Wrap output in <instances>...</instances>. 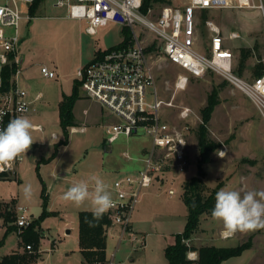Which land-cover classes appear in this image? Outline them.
<instances>
[{"label": "rangeland", "instance_id": "374dc122", "mask_svg": "<svg viewBox=\"0 0 264 264\" xmlns=\"http://www.w3.org/2000/svg\"><path fill=\"white\" fill-rule=\"evenodd\" d=\"M165 1L154 4L153 16L174 2ZM207 21H213L220 27L226 38V47L235 55L238 75L247 81L256 78L257 66H264V16L257 10L203 11L198 16V49L202 52L210 44ZM87 26L86 21L68 19L66 8L57 7L56 0H44L34 18L21 23L19 49L24 64L21 65L20 82L28 87L32 98L39 92L43 94V99L34 106L36 115L31 116L33 113L27 117L33 125L41 124L45 130L32 131L35 142L26 151L25 161L16 175L9 174L0 182V260L21 248V253L38 255L32 264H82L79 213L92 210V205L86 201L77 207L63 199L64 193L81 180L88 181L91 190L94 187L92 176H99L108 186L111 185L119 177L117 171L128 174L139 166L134 162L127 164L123 153L128 150L136 156L140 148L150 145L149 138L144 134L131 138L122 136L112 145V152H107L106 126L119 119L108 109L100 108L102 122L86 125L84 132L69 133V144L61 146L52 159L56 145L65 139L59 117L60 103L64 95L72 93L78 81V69L88 65L99 53L123 41L122 27L118 24L99 28L94 36L87 33ZM236 33L240 37L231 39V34ZM145 40V44L154 43L156 47V40L151 34H146ZM242 49L251 51L244 62ZM154 61L159 96L170 101L175 95L177 77L186 72L162 55H155ZM42 66L54 70L56 77H44ZM210 95L216 107L208 131L211 139L220 143L221 148L214 152L212 162L204 166L207 191L211 192L219 184L221 189L242 193L247 190L264 191V120L247 95L223 77L211 73L202 79L190 78L186 90L176 93L174 104L190 107L202 119V110ZM161 114L164 120L179 122L177 108L163 107ZM200 124L192 129L188 137L185 172L170 175L163 185L155 183L148 190L138 206L149 202L147 213L135 224L136 209L132 218V235H136L138 240L132 242L127 238L119 242L115 235L108 236V258L115 253L116 261L121 264H168L165 250L174 244L176 235L182 233L186 225L188 209L183 200L184 184L198 175L200 154L197 130ZM53 133H57L58 140L52 139ZM222 150L225 155L220 157L217 153ZM116 165L121 167L115 170ZM61 173L66 175L60 176ZM28 183L33 186L31 199H25L22 192L23 185ZM43 184L47 188V205ZM171 189L177 193L173 197L168 195ZM17 205L29 210L32 222L40 220L45 211L51 213L42 219L40 228H37L40 232L38 250L29 252L25 248L32 243L23 242L22 236L26 233H21L16 226ZM219 222L212 216L202 217L199 230L192 238L198 237V244L210 245L209 239L215 236ZM235 236L238 240L230 239L224 247H236L241 242L252 240L253 249L245 254L244 264H264V228L236 232Z\"/></svg>", "mask_w": 264, "mask_h": 264}, {"label": "built area", "instance_id": "2783aa9c", "mask_svg": "<svg viewBox=\"0 0 264 264\" xmlns=\"http://www.w3.org/2000/svg\"><path fill=\"white\" fill-rule=\"evenodd\" d=\"M34 1L0 0V130L11 120L32 112L34 103L43 98L41 92L32 98L28 87L20 82V27L23 21L34 18L30 14ZM56 6L66 8L67 18L86 21L89 35H96L99 28L111 23L127 28L131 33L127 45L101 52L88 65L78 69L77 80L81 82L80 90L85 98L98 102L119 119L106 126L108 146L122 136L131 138L144 134L150 140L149 147H145L139 156L128 150L123 153L126 161L139 166L128 174H121L109 187L113 206L106 212L111 221L107 234L115 235L119 242L127 238L135 242L138 239L132 235L134 212L155 183L163 185L170 175L185 172L188 137L195 126L203 123L190 107L174 104L176 93L186 90L190 78L202 79L211 73L223 77L252 100L264 120V72L250 81L239 76L235 70V55L226 47V38L213 21L206 22L210 32L209 46L205 52L198 49V16L203 11L257 10L264 16V0H174L157 16H153V8L144 11V0H56ZM146 34L156 40L155 50H150L154 43L145 44ZM239 37L237 33L231 34V39ZM157 53L190 75L184 73L177 77L175 95L170 101L159 96L154 65ZM14 64L17 69L9 84H5V69ZM41 74L47 78L56 77V73L46 66L41 67ZM163 107L177 108L179 122L164 120ZM33 130L43 131V128L34 125ZM78 131L84 129L70 128V133ZM52 138L58 139L57 133H53ZM24 161L25 154H21L10 167L5 166L0 171V182L9 174L16 175ZM176 194L173 189L168 191L171 197ZM15 216L16 226L22 233L31 225L32 215L26 207L17 205ZM222 232L223 239L233 238L236 234L225 238ZM25 248L33 251L32 245ZM197 258L196 253H188L190 261H197ZM93 264L121 263L116 261L114 253L105 261Z\"/></svg>", "mask_w": 264, "mask_h": 264}, {"label": "trees", "instance_id": "16d2710c", "mask_svg": "<svg viewBox=\"0 0 264 264\" xmlns=\"http://www.w3.org/2000/svg\"><path fill=\"white\" fill-rule=\"evenodd\" d=\"M44 2V0H35L30 6V14L34 17L37 9ZM165 0H144V11L147 12L154 4L165 3ZM167 3L170 4L168 1ZM171 5V4H170ZM123 41L119 46L128 44L131 33L127 28L122 29ZM150 50H155V46L150 47ZM251 53L250 50H241L242 62H244ZM99 55V54H98ZM17 65L7 67L4 72V82L9 84ZM264 66L258 65L255 72L256 77L262 75ZM238 73V72H237ZM239 74V73H238ZM81 82L77 81L74 84L72 93L64 95L59 107L60 124L64 130V141L56 145V152L52 159L58 154V149L63 145L69 144L70 128L77 126V122L73 113V109L77 100L81 98ZM216 102L213 96L210 95L208 103L202 110L203 123L197 130V139L199 146L198 159V175L191 178L184 184L183 200L188 209L186 225L184 231L175 237L174 244L170 245L165 250V257L168 264H189L188 253L196 251L198 254L197 264H222L223 262L240 257L243 253L252 248V240H248L236 247H217V246H203L196 248L190 245L189 241L193 235L199 230L201 219L204 216H211V212L215 205L216 193L221 189V184L208 192L205 183L206 172L204 166L211 163L213 154L216 150L221 148V144L211 139L208 131V124L211 120L212 114L215 110ZM43 196L47 205V188L43 184ZM51 215L48 211L44 212L40 220H35L31 225L25 229L23 242L32 243L28 245L34 246L33 250H38V242L40 240V223L45 216ZM7 220V219H6ZM111 225L109 216L104 213L101 218H94L92 211H81L79 213V249L82 255V264H93L98 261H105L107 259V228ZM10 232V231H8ZM189 243V245L187 244ZM2 243H0L1 246ZM38 255H28L16 251L10 255L4 256L0 260V264H32Z\"/></svg>", "mask_w": 264, "mask_h": 264}, {"label": "clouds", "instance_id": "9594fccd", "mask_svg": "<svg viewBox=\"0 0 264 264\" xmlns=\"http://www.w3.org/2000/svg\"><path fill=\"white\" fill-rule=\"evenodd\" d=\"M34 125L26 116H19L11 120L7 127L0 130V171L26 151L35 142L32 131ZM220 157L225 153L218 151ZM94 185L90 190L88 181L81 180L64 193L63 199L79 207L90 201L94 218H101L112 206L113 200L108 185L99 176H92ZM22 192L25 199H31L33 186L23 185ZM214 220L223 224L222 236L229 238L236 232H249L264 228V191L221 189L216 193L215 205L211 212Z\"/></svg>", "mask_w": 264, "mask_h": 264}, {"label": "crops", "instance_id": "0c3cea01", "mask_svg": "<svg viewBox=\"0 0 264 264\" xmlns=\"http://www.w3.org/2000/svg\"><path fill=\"white\" fill-rule=\"evenodd\" d=\"M69 19V18H68ZM21 65L22 64H24V57H21ZM52 71H54V70H52ZM73 89V88H72ZM72 92V91H71ZM34 98V97H33ZM43 99V98H42ZM41 99V100H42ZM41 100H39V101H37V102H35L34 103V105H33V110H32V112H30L29 114H27V115H25L26 117L27 116H29V115H31V114H33V113H35L36 111H35V109H34V106H35V104H37L38 102H40ZM100 108H102V110L104 109V107L101 105V104H99L98 102H96V101H93V100H90V99H88V98H85L83 95H82V93H81V98L79 99V100H77V102L75 103V106H74V109H73V113H74V116H75V119H76V122H77V127L78 128H83L84 129V131H86V125H93V124H99L100 122H102L101 121V116H103V115H101V112H99V109ZM34 115H36V113L35 114H33V115H31V116H34ZM38 125H40V126H42L41 124H38ZM42 128H43V131H40V132H44V127L42 126ZM83 131V132H84ZM39 132V131H38ZM53 139V138H52ZM59 139V138H58ZM58 139H53V140H58ZM145 147H149L148 145H146V146H143L142 148H140V150H139V153H137L136 154V156H139L141 153H142V151H143V149L145 148ZM106 150H107V152H112V145L111 146H107L106 147ZM127 164H129V163H131V162H126ZM117 166V165H116ZM114 167L115 168V170H118L121 166L119 165V166H117V167ZM133 168V167H132ZM133 170V169H132ZM119 172H121L120 170L119 171H117V173H118V175L117 176H120L121 175V173L119 174ZM62 174H65V173H61L60 174V176H63ZM66 175V174H65ZM21 180V172L19 171V181ZM112 185V184H111ZM111 185H109L108 186V190H109V187L111 186ZM146 197V196H145ZM144 197V198H145ZM149 201V200H148ZM148 204H149V202L147 203V204H145V206H141V207H139V208H137V215L135 216V224L136 223H138V221H140L141 220V218L147 213V211H148V208L149 207H147L148 206ZM83 211H85V210H83ZM90 211H92V210H90ZM81 212V211H80ZM223 224H222V222H219V225H218V227L216 228V230H215V236L213 237V238H211V239H209L210 240V245H201V244H198V237H194V238H192L191 240H190V245H192V246H194V247H196V248H200V247H203V246H217V247H224L225 245V243L226 242H228L230 239H235V240H238V239H236L235 237H233V238H229V239H223L222 237H221V232L224 230L223 229V226H222ZM67 234L69 233V231H67L66 232ZM244 242H241L240 243V245L241 244H243ZM216 244H218V245H216ZM239 246V245H238ZM228 247V246H227ZM251 249H253V248H251ZM80 250V249H79ZM250 250V249H249ZM249 250H247V251H245L244 253H243V255L242 256H240V257H236V258H231V259H229V260H227V261H225V262H223L222 264H244V259H245V254L249 251ZM18 251H22L21 250V248L18 250ZM14 252H16V251H14ZM194 253H196V255L198 256V254H197V252L196 251H193ZM259 252H260V259H261V250H259ZM257 257H258V255H256ZM189 264H197L196 263V261H190V263Z\"/></svg>", "mask_w": 264, "mask_h": 264}]
</instances>
